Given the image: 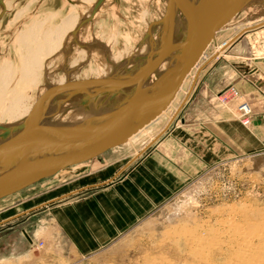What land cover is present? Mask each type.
I'll use <instances>...</instances> for the list:
<instances>
[{
  "label": "rangeland",
  "instance_id": "374dc122",
  "mask_svg": "<svg viewBox=\"0 0 264 264\" xmlns=\"http://www.w3.org/2000/svg\"><path fill=\"white\" fill-rule=\"evenodd\" d=\"M3 1L5 0H0V59L5 57L14 59L15 57L17 60L16 53H18L20 47L25 46L19 39V34L31 22L33 16L36 14L37 17H42L47 13L46 15L53 14L49 16L50 18H55L57 15L65 14L70 8L68 3L71 0H9L6 5L2 6ZM138 5H141V7ZM247 5L249 9L244 8L238 14L236 22L228 25V27H223L219 33L217 32L219 43L229 41L247 23L256 22L258 19L263 18L264 0H259L257 3H254V0L253 2L249 1ZM164 6V0H117L120 14L114 13V7L113 9L109 8V5L108 10L104 12L106 14L103 15V19L96 22L92 30L88 28L86 33L91 31L95 34V37L97 32V34H105V40L108 38L111 43L113 42L111 44L113 51L122 49L125 44L130 47L134 45L132 47L135 48L138 41L136 42L133 38L126 41V35L139 37L140 30L143 31L146 27V21L159 15ZM257 6H259V12H253V9ZM145 11H147L146 18L142 16V12ZM262 24L257 26L256 30L247 32V46H244L240 55H237L236 52H230V50H225L223 54H219L220 52L216 54L214 52L215 44L209 43L206 48L207 51H205L206 60L202 59L201 56L199 63L192 68L193 76L190 75L191 73L188 74L181 91L174 96L169 106L153 121L132 133L125 142L131 145L133 143L139 144L142 138L160 126L166 119L168 120L160 132L158 131L151 139L152 141L150 140L151 143L167 131L172 124H181L186 112L193 109L189 108L184 113L185 108L197 93L201 92V87L206 91L208 89L213 94L219 95L224 103H229L230 100H236L237 98L236 104L248 100L255 109L253 115L264 109V105L263 107L258 106L259 109L256 107L259 105L260 100L264 102V92L261 93L257 86L246 78L239 80L243 88H248L242 94L243 96L238 97L241 94L239 89H237L238 95H232L226 91L232 85H229L231 79L237 78L238 75L244 77L243 75L249 74L255 67H264V24ZM109 31L112 34L110 38ZM244 31L246 30L244 29ZM111 37H114L112 39L115 40L112 41ZM154 37H156V34ZM239 40L240 38L235 43H238ZM250 48L254 51L249 50ZM210 57L212 58L210 59ZM245 58L251 59L253 63L251 67L246 65L249 61ZM202 60L203 62H201ZM24 62L21 60L23 67H25V64L27 65ZM200 64L201 66L198 67ZM8 67L9 64L7 66L3 64L0 71V81L6 77ZM214 70L221 74L224 73L225 78L221 81L222 84H228V87L225 85L226 87L222 89V85L217 86L219 84L212 78ZM31 77L34 79L32 74ZM39 78L35 77L34 80L38 82ZM43 79L40 83L43 82ZM6 80L8 83L9 78ZM233 86L236 87V85ZM18 92L20 95L21 92L19 90ZM60 93L63 94V92ZM54 95L56 97L51 95L45 100L59 97V94ZM204 95L208 96L205 92ZM90 100L92 101L93 98ZM201 100L206 104L205 100ZM115 101V98H111V100L104 98L100 106L108 108ZM40 103L36 105L34 102L33 105L39 106ZM82 104L84 111L94 109V106L89 105L91 102ZM32 107H29V111L34 109ZM70 107L73 108L72 105ZM222 109L228 111L226 107ZM234 110L238 117L234 116L233 113H230V115L242 123V131H244L243 144L249 147L244 149L241 154H231L227 158L214 160L211 165H208L194 178H190L182 187L174 191L169 198L156 204L154 209L142 214L126 229L115 235L112 240L96 250L84 253L78 252L56 221L52 219L51 210L39 209L40 206L48 204L47 202L39 206L27 207L33 201H36L37 196L32 197L30 195L31 197L24 198V194L36 185L49 188L50 181L44 180L51 176L44 177L24 189L0 197V264H229L234 257L247 258L246 256H248L247 261H249V263L246 261V264H264V162L261 161L257 165L253 161L254 158L259 159L264 155V140L260 137L264 136V130L260 131L262 127L259 128L260 130L257 131L261 134L258 137V142L249 145L251 136L254 137L249 128L253 129L256 125H260V123H256L259 122L258 118L260 117L250 114L249 123L244 124L243 115L239 113L236 106ZM212 111L214 112V110ZM262 113L264 114V112ZM196 114L199 113L196 112ZM207 114H211V112ZM190 118L191 116L188 113L186 119ZM135 154L139 155L140 151L137 150ZM128 165H125L120 173ZM194 185H196V190L188 195L186 191ZM76 191L68 193V195L76 194L81 190ZM62 194L64 193L57 195V197ZM38 209L40 211L35 213ZM164 210H167L169 214H173L171 219L163 217L162 211L164 212ZM243 239L246 242L245 244Z\"/></svg>",
  "mask_w": 264,
  "mask_h": 264
},
{
  "label": "bare ground",
  "instance_id": "6f19581e",
  "mask_svg": "<svg viewBox=\"0 0 264 264\" xmlns=\"http://www.w3.org/2000/svg\"><path fill=\"white\" fill-rule=\"evenodd\" d=\"M164 1H165L164 9L161 10L159 15H157L155 18H152L151 20L162 18V15L164 14L166 5L168 3L167 0H164ZM183 1L184 0H180V2H183ZM249 1L253 2V0H249ZM249 1L243 4L237 10L234 16H232L229 20H227L219 28L217 32L219 33L220 29H222L223 27H228V25L236 22L238 18V14L241 13L244 8L247 10L249 9L248 8L249 6L247 5ZM258 1L259 0H254V3H257ZM8 2L9 0L8 1L5 0L2 2L1 5L4 6ZM68 5L70 8L67 11V13L61 14L60 16L57 15L59 16L57 19H56L57 16H55V18L49 17L50 15H53V14L46 15L47 14L46 13L42 17H37V15L35 14V16H33V19H31V22L27 26L24 25L26 26V28L21 30L19 34V39L22 41V44H24L25 46L20 47L18 53H16L17 60L15 59V57L14 59L10 57H5V58L0 59V71L2 70L3 64L5 66L9 64V67L7 68L6 77L1 79L0 81V125L7 126V124H10V123L20 122L22 121V119L24 118L26 119L32 113H38V115H41V117H43L41 118V122L43 124H50L51 122H58V123L73 122L82 117L89 116V115H95V113H99L101 111L106 110L105 107L100 106V103H102V99L107 98L111 100V98L112 99L115 98L116 100H118L123 97V95L125 94V91H128V92L131 91L130 89L132 88V86L125 85L117 90L101 92L95 95L94 97H91L93 98L92 101L90 100L91 98H89L88 100L90 101H88V100L81 99L83 96V92H81L80 90L78 91L76 89L78 88V85L74 84L73 82L81 81V84H83V87L85 89H93L94 86L98 84L101 86L104 85V87H107V88L110 85L119 84L120 82L117 79L108 78V80H106L104 77H108L109 75L113 77L116 76L117 78H119L120 76L123 77L124 75L137 74L140 71L142 65L146 62L145 58L150 51L151 46H150L149 40L151 38L150 36L151 33L154 36L156 34V37L154 36L152 37L159 38V36H161V34L163 33L162 31L163 23L165 24V27H166L172 21L173 18L175 19V23H174L175 34H180L181 32H184L187 26L189 25V17L186 16L181 10L177 9L175 16H172L171 18H168V19L166 18L164 22L151 23V20H147L146 27L144 26L145 29L143 31L140 30L141 34L139 37L131 36L130 34H127V35L125 34L126 41H130L132 38L136 42L138 41L135 44V48L132 47L134 45H131L130 47L128 46V44L124 43L125 45L124 47H122V49L113 51V46L111 45L113 42L111 43L110 40H108V38L107 40H105V34L103 33L97 34L98 33L97 32L96 33L97 38H96L94 33H92L91 31L86 33V31H88L87 30L88 28L92 30L94 24L96 22H100V20L103 19V15L106 14L104 12L108 10L109 5H110L109 8L113 9L114 7L113 9L114 13L120 14L119 13L120 10L118 8L119 6L117 7V0H71L69 1ZM138 6L141 7V5H138ZM258 8L259 6L253 9V12L258 11ZM146 12L147 11L142 12V16L144 18H146ZM258 18L260 17L258 16ZM262 23L264 24V16L263 18L258 19V21L256 22L252 21V22L247 23L243 28H241L237 32L238 34L230 38L229 41L225 43H222V42L219 43L217 41L216 39L217 32H216L214 37L210 39L209 43H211V40H212L213 44H215L214 52L216 54L219 52H220L219 54L221 53L223 54L225 50H230V52L233 51L234 53L236 52L237 55H240L242 53L241 50L244 49V46H247L246 44L247 43V39H246L247 32L256 30V27ZM144 24H145V21H144ZM136 27L138 28L139 26H136ZM244 29L246 31L243 32ZM110 31L112 32V29ZM110 31H109V34L111 33ZM241 32H243V34H241ZM13 36L11 37V39L13 38ZM110 36H112V34L109 35V38ZM238 37L240 38V40L238 43H235L239 39ZM112 38L114 37H111L112 41L115 40ZM16 43H17V40H16ZM207 46L202 50V52L196 58L197 59L196 62L190 67L189 71L186 73V75L182 79L180 86L182 85L183 81L186 79L188 74H190V72L192 71V68L199 63L200 61L199 59L203 51L207 48ZM7 50L9 51L8 48ZM249 50L252 51V48H250ZM133 51L135 52L132 54V56H130V54ZM22 55L23 56L25 55V56L21 57ZM211 56L213 57V55ZM212 57H210V59ZM245 59L249 61L248 62L249 64L246 63V65L248 67H251L253 64L251 62V59L250 58H245ZM21 60L25 61L24 63H27V65L25 64V67L21 65ZM166 63H167V60L163 61L160 64L159 69L164 68L166 66ZM200 66L201 64L198 67ZM31 74L34 76V79L35 77L37 78L41 77L39 78L40 80L37 82L36 80L32 79ZM151 75L154 76V72ZM243 76L244 77L241 76L240 78L235 77L233 80L231 79L229 85L230 84L235 85L234 82L237 81V79L241 80L242 78L243 79L246 78V79H250V81L253 84H256L258 88L264 92V67H261V66L255 67L254 70L250 71L248 77H247V74ZM7 78H9L8 83L6 80ZM100 78L103 79V82L99 80ZM42 79H43V82L40 83ZM180 86L178 87V89L180 88ZM41 89L43 91H40ZM18 90L21 92L20 95L18 94L19 93ZM60 92H63V94H61ZM244 92L245 91H241V94L238 95V91H237V93L234 95H238V97L243 96L242 94H244ZM32 93L34 94V96ZM40 93H42V95L39 96ZM54 94L56 95L59 94L58 95L59 97L55 99L49 98L45 100L48 96L51 97V95L56 97ZM109 96L110 97L112 96V97L110 98ZM214 97L216 99H213V101H211L212 100L211 98H210L211 100L209 99L208 101H205L206 104H204L202 100L195 101L194 103H192L193 109L191 111H187L186 115L189 113V115L191 116L192 112H194L195 114L196 112H198L200 114L201 110L206 111V109H208V111L211 112L212 114L218 111L216 108L222 109L223 107L224 108L226 107L228 110L227 111L228 113L230 112V113H233L234 116H237L234 110L236 106V109L239 111L241 115L246 114L248 116V119L246 120H244L243 118V123L244 124L249 123L250 121L249 116L250 114H253V111L255 109L253 108V105H251V103L248 100L244 101L246 102L245 106L240 107L243 101L236 104V101L238 98L236 100H233V99L230 100L229 103H224L222 99L219 97V95H214ZM172 99L169 101L168 106L172 102ZM200 99H203V98L200 97ZM34 102L36 105L40 102L42 103H40L39 106H36V105H33ZM85 102L86 103L91 102V104L89 105L94 106V109L90 111H84V108H83L84 106L82 103H85ZM70 105H72L73 108H71ZM30 106H33L32 108H34L31 111H29ZM26 107H27V110H26ZM256 107L258 108V105ZM165 109H163L162 111H164ZM212 110H214V112ZM159 114L153 117V119L156 118ZM169 119H172V118H169ZM3 120L5 121L1 122ZM148 123L144 125H147ZM143 126L139 127V129L142 128ZM0 140L1 141L3 140L1 136H0ZM32 141H34V139L32 140L31 137H27V138L22 137V139L20 140H10L6 144L5 147L7 151L9 147H17V148L21 147L22 148L26 144L32 143ZM251 158L253 159V157ZM253 161L257 165H259L261 161L264 162V155H262L259 159L254 158ZM41 179H38V181ZM195 186L196 185L190 187L189 190L186 191V193L189 195L190 193L195 191L196 190ZM75 191L76 189L72 190V192H75ZM67 194L64 193L58 197H64ZM162 213H163L162 214L163 217H165L166 219L172 218L173 214H169L167 210H164V212L162 211ZM243 241L245 244L246 242L244 239ZM238 245L240 246V244ZM246 257L247 258H239V257L235 258L234 257L232 261L230 260L229 264H246L247 262L249 263V261H247L248 256ZM250 261H253V260H250Z\"/></svg>",
  "mask_w": 264,
  "mask_h": 264
},
{
  "label": "crops",
  "instance_id": "0c3cea01",
  "mask_svg": "<svg viewBox=\"0 0 264 264\" xmlns=\"http://www.w3.org/2000/svg\"><path fill=\"white\" fill-rule=\"evenodd\" d=\"M205 51L207 50L205 49L201 55L202 59L207 58ZM190 73L193 76V71ZM212 73V78L219 84L217 86L222 85V89L226 87L225 85L228 86L221 81L225 78L224 73L215 70ZM238 77L240 78V75ZM186 80L187 78L176 94L181 91ZM248 81L251 82L250 79ZM234 83L240 92L248 90L242 87L239 80ZM201 88V92L197 93L184 113L192 108V103L200 100V97L205 101L210 98L211 101L216 99L214 97L216 94L212 91ZM204 92L208 96H205ZM258 103L259 107H263L264 102L260 100ZM217 110L212 114H207L208 109L201 110L200 114L192 112L190 119H186L185 115L181 124H172L151 143L154 135L167 122L166 119L142 138L139 144L131 145L125 142L92 159L67 166L44 180L50 181L49 188L36 185L24 194V198L37 196L36 201L27 207L47 202L48 204L40 206L39 209L51 210L52 219L78 252L98 249L142 214L151 211L156 204L169 198L174 191L211 165L214 160L227 158L231 154H241L249 147L243 144L242 123L232 117L230 112L220 108ZM262 112L264 109L252 114L260 117L259 122H256L260 125L254 127L256 130L249 128L254 135L251 136L249 145L258 142L261 133L257 130L261 127L259 130H264ZM260 137L264 140V136ZM137 150L140 151L139 155L135 154ZM125 165L128 166L120 173ZM73 189L81 191L68 195L67 193H72ZM61 193L68 196L57 197ZM39 209L35 213L39 212Z\"/></svg>",
  "mask_w": 264,
  "mask_h": 264
},
{
  "label": "water",
  "instance_id": "95a60500",
  "mask_svg": "<svg viewBox=\"0 0 264 264\" xmlns=\"http://www.w3.org/2000/svg\"><path fill=\"white\" fill-rule=\"evenodd\" d=\"M167 1L162 18L151 23L164 22L179 9L189 17V25L184 32L175 34L173 18L166 27L163 23L159 38L152 37L151 33L150 51L137 74L119 78L108 75L104 77L106 80L113 78L120 82L108 88L98 84L93 89H85L81 81L73 82L83 92L82 100L131 85V91H125L112 106L73 122L43 124L41 115L32 113L20 122L0 125L3 138L0 140V197L124 143L131 133L168 106L210 39L249 0ZM165 60L166 66L159 69ZM99 80L103 82L102 78ZM22 137H31L35 142L6 150L10 140Z\"/></svg>",
  "mask_w": 264,
  "mask_h": 264
},
{
  "label": "built area",
  "instance_id": "2783aa9c",
  "mask_svg": "<svg viewBox=\"0 0 264 264\" xmlns=\"http://www.w3.org/2000/svg\"><path fill=\"white\" fill-rule=\"evenodd\" d=\"M227 87H228V86H227ZM229 87H230V88H227V89H226V91H227L228 93H231L232 95L237 93V91H238V90H237V87H234L233 85H230ZM221 95H222V94H221ZM223 95L226 96L225 93H223ZM245 103H246V102H242L241 105H240V107L245 106V105H246ZM243 118H244V120H246V119H248V116H247L246 114H243Z\"/></svg>",
  "mask_w": 264,
  "mask_h": 264
}]
</instances>
